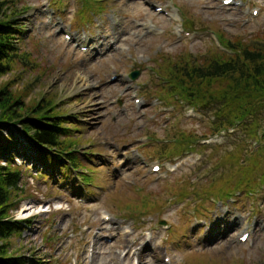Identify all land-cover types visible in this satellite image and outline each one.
I'll return each instance as SVG.
<instances>
[{"label":"rangeland","instance_id":"obj_1","mask_svg":"<svg viewBox=\"0 0 264 264\" xmlns=\"http://www.w3.org/2000/svg\"><path fill=\"white\" fill-rule=\"evenodd\" d=\"M4 10L0 18L23 24L0 83L63 119L78 163L40 156L19 126L1 130L0 150L23 173L11 215L31 221L8 239L11 254L41 264H264L261 167L248 168L261 181L253 191L204 199L231 183L228 171L219 181L217 163L233 143L264 156V139L246 120L204 148L175 150L179 137L210 133L214 112L173 96L159 66L205 60L226 52L221 37L263 32L264 0H8Z\"/></svg>","mask_w":264,"mask_h":264},{"label":"trees","instance_id":"obj_2","mask_svg":"<svg viewBox=\"0 0 264 264\" xmlns=\"http://www.w3.org/2000/svg\"><path fill=\"white\" fill-rule=\"evenodd\" d=\"M7 1L0 0V14H5ZM22 24L14 17L0 18V77L12 68L11 63L18 56L16 43ZM221 40L227 52H215L214 56L205 60L200 57L196 61L186 54L183 62L174 63L170 60L159 66L171 82V92L180 93L191 105L214 112L212 131L202 137L237 129L250 120L253 126L250 135L261 141L264 139V31L244 40L235 37H221ZM50 112L46 110L45 104L27 107L20 98L13 97L7 85L0 83V138L3 128L16 125L20 133L35 145L40 156L51 158V155H55L60 164L65 157L72 164H78L74 152H70L76 145V141L71 139V131L63 125L60 116ZM243 129L247 130V127ZM246 146L244 139H240L238 143H233L228 156L220 159L217 163L221 167L217 169L219 181L224 179L223 172L228 171L231 183H221L217 189L206 191V198H232L239 189L251 192L255 189H252L253 185L261 182L257 177L255 183L256 180L251 177L252 171L248 168L250 165L260 166L262 171L258 176L264 175V156L260 155L262 146L253 149L255 152H249ZM227 152L229 148L224 151ZM242 152L246 153L244 157ZM252 154L253 157L247 158ZM7 156L4 149L0 150V264H40L38 259L35 261L34 258L10 253L8 239L20 233L30 220H15L11 215L17 209L18 203L15 201H19L17 194L22 190L20 183L23 173ZM226 178L227 175L225 182Z\"/></svg>","mask_w":264,"mask_h":264},{"label":"water","instance_id":"obj_3","mask_svg":"<svg viewBox=\"0 0 264 264\" xmlns=\"http://www.w3.org/2000/svg\"><path fill=\"white\" fill-rule=\"evenodd\" d=\"M133 76H135V73L133 74Z\"/></svg>","mask_w":264,"mask_h":264},{"label":"bare ground","instance_id":"obj_4","mask_svg":"<svg viewBox=\"0 0 264 264\" xmlns=\"http://www.w3.org/2000/svg\"><path fill=\"white\" fill-rule=\"evenodd\" d=\"M28 209H29V207H28ZM32 209V208H31Z\"/></svg>","mask_w":264,"mask_h":264}]
</instances>
